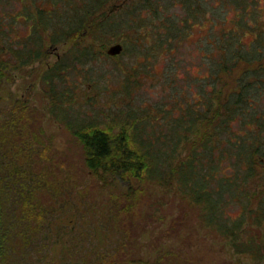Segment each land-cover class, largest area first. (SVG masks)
Segmentation results:
<instances>
[{
  "label": "trees",
  "instance_id": "16d2710c",
  "mask_svg": "<svg viewBox=\"0 0 264 264\" xmlns=\"http://www.w3.org/2000/svg\"><path fill=\"white\" fill-rule=\"evenodd\" d=\"M39 1L37 14L25 17V42H11L14 27L0 30V92L6 69L13 70L2 55L11 50L23 68L45 55L42 30L57 44L98 26L100 40L122 41L124 54L144 58L146 70L139 71L150 72L153 58L165 59V93L152 106L123 100L126 108L120 105L111 123L107 115L88 117L85 107H76L66 72L95 61L98 52L87 44L70 49L68 59L45 72L42 90L51 100L50 116L82 145L80 164L37 136V107L9 104V118L0 124V264H180L182 256L169 249L154 258L140 254L139 238L149 220L164 222L155 210L168 204L171 193L226 239L239 241L246 225L262 229L264 0H137L115 13H108L114 0ZM199 25L209 26L207 35L191 48ZM183 45L185 52H199V74L175 59ZM87 203L99 205L105 224L121 234L114 252L92 247L82 256L61 247L65 234L71 241L78 233L97 237L83 228L86 217L76 214ZM255 243L251 238L235 245L244 248L238 252L264 250V236L261 246Z\"/></svg>",
  "mask_w": 264,
  "mask_h": 264
},
{
  "label": "rangeland",
  "instance_id": "374dc122",
  "mask_svg": "<svg viewBox=\"0 0 264 264\" xmlns=\"http://www.w3.org/2000/svg\"><path fill=\"white\" fill-rule=\"evenodd\" d=\"M135 1L137 0H114L109 5L108 13L119 12L120 9ZM38 2L41 1L0 0V30L4 31L6 27H14L13 30H10L12 33L11 42L15 40V42L19 41L20 43L22 39L25 42L27 35L30 34L29 23L25 17L27 14H31V16L37 14L34 3L37 4ZM47 8L49 9L50 6ZM14 19L17 21L12 22ZM12 24L13 26H11ZM208 27V25H199L188 41V46L194 48L192 44L199 42L201 44L204 36L207 35ZM97 28L98 26H94L89 31H92V34L86 31V34L78 40L68 39L57 44L50 41L52 35L50 31L42 30L41 36L45 40V55L35 63L23 68L19 67V63L12 56L11 50L8 51V54L2 55L8 59L13 70L6 69L7 75L2 81L0 97L3 100L0 101V124L9 118L8 111L11 108L9 105L11 102L18 100L37 107L39 113L37 115L42 128L40 132L37 131V136L43 141L51 139L55 149L70 157L76 164L82 163V145L48 113L51 100L45 97L44 85L42 84L45 72L61 59L65 57L68 59L70 57L68 52L75 45H94V49L100 54H97L98 58L95 61L86 62V66L78 65L75 67V71L71 69L66 72L69 81L68 89L77 92L75 96L76 102H78L76 107H85L89 111L88 117L98 115V118H104L107 115L108 118L105 117L104 119L106 123H111V117L115 115L114 111L119 110L120 105L123 107L125 104L123 100H130L131 98L135 106L139 104L152 106L165 93L162 85V72L167 62L165 59L162 61L161 58L159 60L153 58L148 63L149 68L147 70L150 72L139 71L146 70L147 62L144 58L137 59L139 54L131 51H128L127 54L122 52L117 56L108 55L107 51L111 46L122 44L124 48V43L122 41L103 42L94 34L98 32ZM253 38V36L248 38V42ZM3 45L0 43V47ZM12 45L13 48H18L17 43ZM186 48L185 45L180 47L179 52L174 57L177 61L183 60V65L186 68L189 66L197 74L199 70L197 62L201 60L199 52H192L191 54L189 50L185 52ZM134 68L138 72L136 82L134 77L130 76L131 71L134 72ZM240 75L241 71H236L234 79L238 80ZM128 76L131 77L132 86L129 84V89L125 90ZM229 82L233 85V78ZM121 102L122 104H120ZM124 107L126 108L125 105ZM116 129L118 130V128ZM162 192L158 190V193ZM89 204L91 203L79 206L78 209H85V211L78 210L76 214L79 220H81V216L86 217V220L82 221L83 228L87 225L86 228L94 232L97 237L99 236V239L97 237L81 238L78 233V235L73 236L71 241V237L65 234L64 237L68 241H63L61 247L72 248L73 251H77L82 256H86L87 251L96 247H100L99 249L106 253L114 252L115 246L122 240L121 234L112 231L110 225L105 224L103 209L98 208L99 205H103L101 198L99 205L93 203L88 206ZM150 210L152 212L153 209ZM82 212H85V215ZM155 212L158 217H163L165 220L164 222L149 220L146 230L139 238V241L142 242L140 254L143 256L149 255V257L154 258L158 250L169 249L171 253L182 256L180 264H264L263 248H258V253L238 252L244 248H236L235 245L236 243L250 242V239L253 238L256 241L255 245L261 246L264 227L258 229L257 226L246 225L239 241L234 242L232 239H226L216 231L206 227L199 218L197 210L189 206H181L179 196L174 197V193H171L168 204L162 206L161 209H156ZM151 243L157 246L152 248L150 247Z\"/></svg>",
  "mask_w": 264,
  "mask_h": 264
},
{
  "label": "water",
  "instance_id": "95a60500",
  "mask_svg": "<svg viewBox=\"0 0 264 264\" xmlns=\"http://www.w3.org/2000/svg\"><path fill=\"white\" fill-rule=\"evenodd\" d=\"M123 45L122 44H117L111 46V48L107 51V54L110 56H117L123 52Z\"/></svg>",
  "mask_w": 264,
  "mask_h": 264
}]
</instances>
